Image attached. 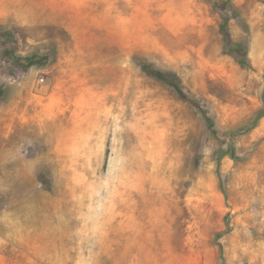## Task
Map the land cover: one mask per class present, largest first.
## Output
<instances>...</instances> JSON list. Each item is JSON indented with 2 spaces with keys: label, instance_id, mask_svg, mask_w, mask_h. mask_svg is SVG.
Returning <instances> with one entry per match:
<instances>
[{
  "label": "rangeland",
  "instance_id": "1",
  "mask_svg": "<svg viewBox=\"0 0 264 264\" xmlns=\"http://www.w3.org/2000/svg\"><path fill=\"white\" fill-rule=\"evenodd\" d=\"M0 264H264V0H0Z\"/></svg>",
  "mask_w": 264,
  "mask_h": 264
},
{
  "label": "trees",
  "instance_id": "2",
  "mask_svg": "<svg viewBox=\"0 0 264 264\" xmlns=\"http://www.w3.org/2000/svg\"><path fill=\"white\" fill-rule=\"evenodd\" d=\"M28 62H30V64H38V65H45L47 63V57H41V58H37V57H30L26 59ZM239 62L241 65L245 64L244 59H239ZM143 70L149 74L150 76L154 77L157 80L163 81L165 83H167L168 85H170L171 87H173L175 89V91L182 97V98H186V95L184 93L183 87L181 82L179 81V79L177 77H168L166 74H164L161 71H156L154 69H152L150 66L148 65H144L143 66ZM212 126V123H210ZM218 246L220 248L221 245L218 243Z\"/></svg>",
  "mask_w": 264,
  "mask_h": 264
}]
</instances>
